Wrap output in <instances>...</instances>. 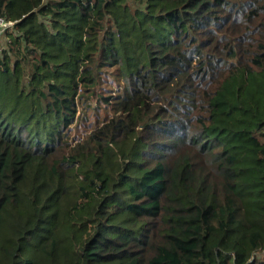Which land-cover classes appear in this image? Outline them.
Wrapping results in <instances>:
<instances>
[{
    "label": "trees",
    "instance_id": "trees-1",
    "mask_svg": "<svg viewBox=\"0 0 264 264\" xmlns=\"http://www.w3.org/2000/svg\"><path fill=\"white\" fill-rule=\"evenodd\" d=\"M0 15V264H264V0Z\"/></svg>",
    "mask_w": 264,
    "mask_h": 264
},
{
    "label": "rangeland",
    "instance_id": "rangeland-1",
    "mask_svg": "<svg viewBox=\"0 0 264 264\" xmlns=\"http://www.w3.org/2000/svg\"><path fill=\"white\" fill-rule=\"evenodd\" d=\"M94 106L95 104H92L89 107L81 108L80 111H82V109L85 111L84 120L83 122H80L78 117L76 123L72 126L71 136L74 139L85 135L90 130V127L94 125L97 119L98 121H101L103 117L108 114V110L102 104L99 105L96 111ZM78 123L80 126H77Z\"/></svg>",
    "mask_w": 264,
    "mask_h": 264
},
{
    "label": "built area",
    "instance_id": "built-area-1",
    "mask_svg": "<svg viewBox=\"0 0 264 264\" xmlns=\"http://www.w3.org/2000/svg\"><path fill=\"white\" fill-rule=\"evenodd\" d=\"M14 24V21H9L5 17L0 15V48L5 46L8 41L6 31L10 29Z\"/></svg>",
    "mask_w": 264,
    "mask_h": 264
}]
</instances>
